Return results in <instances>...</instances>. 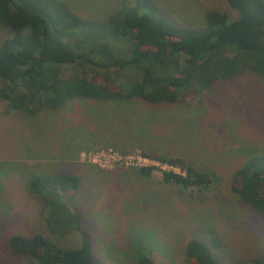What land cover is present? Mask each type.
<instances>
[{"label":"rangeland","instance_id":"rangeland-1","mask_svg":"<svg viewBox=\"0 0 264 264\" xmlns=\"http://www.w3.org/2000/svg\"><path fill=\"white\" fill-rule=\"evenodd\" d=\"M59 1L99 22L120 4ZM153 1L173 26L200 28L207 10L236 15L225 0ZM7 36L0 26V41ZM4 107L0 100V264H38L8 250L10 234L41 233L58 246H78L74 230L63 237L50 233L44 219L53 208H44L27 187L33 175L53 172L77 176L74 197L69 190L65 204H56L70 210L66 217L79 216L100 264H134L139 255L154 264H190L184 254L190 238L202 242L219 264L248 263L264 253V215L229 191L233 170L248 155L264 152V78L244 72L214 82L185 103L81 98L33 114ZM100 147L176 157L214 178L205 188H182L163 182L159 168L142 175L136 167L98 166L80 156Z\"/></svg>","mask_w":264,"mask_h":264},{"label":"trees","instance_id":"trees-1","mask_svg":"<svg viewBox=\"0 0 264 264\" xmlns=\"http://www.w3.org/2000/svg\"><path fill=\"white\" fill-rule=\"evenodd\" d=\"M225 1L235 17L207 10L204 24L193 29L171 25L153 0H121L100 22L77 16L59 0H0V26L8 33L0 41L4 112L33 114L81 98L185 103L214 82L244 72L264 78V0ZM140 152L182 170L162 171L165 183L205 188L213 181L210 172L176 157ZM151 170L137 168L142 175ZM77 186V176L60 172L36 174L27 182L43 207L54 210L44 219L50 233L63 237L74 230L78 246H58L41 233L10 234L5 239L8 250L38 264H100L79 216L71 211L66 217L70 210L59 209L69 190L67 195L74 197ZM229 191L264 215V152L248 155L233 170ZM212 243L218 245L219 239L213 237ZM184 254L190 264H219L195 238L187 240ZM134 264L154 263L139 255ZM231 264H264V253L248 263Z\"/></svg>","mask_w":264,"mask_h":264},{"label":"built area","instance_id":"built-area-1","mask_svg":"<svg viewBox=\"0 0 264 264\" xmlns=\"http://www.w3.org/2000/svg\"><path fill=\"white\" fill-rule=\"evenodd\" d=\"M80 156L85 158L87 162L94 163L98 166H104L106 164L132 166L136 168L140 167H152L159 168L162 171H171L174 173L182 174L178 167L172 166L166 162H160L154 158L146 155H142L138 152L124 153L112 147H100L93 151L86 153H80Z\"/></svg>","mask_w":264,"mask_h":264},{"label":"crops","instance_id":"crops-1","mask_svg":"<svg viewBox=\"0 0 264 264\" xmlns=\"http://www.w3.org/2000/svg\"><path fill=\"white\" fill-rule=\"evenodd\" d=\"M121 0H119V2H120Z\"/></svg>","mask_w":264,"mask_h":264}]
</instances>
